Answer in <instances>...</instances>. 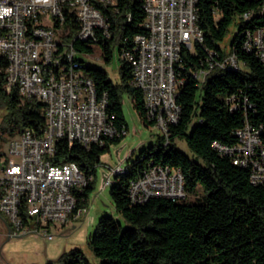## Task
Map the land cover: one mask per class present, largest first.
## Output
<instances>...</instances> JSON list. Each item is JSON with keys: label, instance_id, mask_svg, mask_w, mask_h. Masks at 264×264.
I'll use <instances>...</instances> for the list:
<instances>
[{"label": "trees", "instance_id": "trees-1", "mask_svg": "<svg viewBox=\"0 0 264 264\" xmlns=\"http://www.w3.org/2000/svg\"><path fill=\"white\" fill-rule=\"evenodd\" d=\"M197 7L203 41L195 43L193 50L184 48L183 68L177 67L184 82L177 96L179 119L170 124L167 135L162 133L155 144L116 170L110 193L123 221L104 214L88 238L100 264H264V184L252 182L249 166L234 163L214 145H236L237 131L249 124L260 132L264 146V66L255 53L242 47L247 30L264 27V0H198ZM101 8L111 21L113 34L101 39L99 48L103 59L110 62L118 46L120 81L114 83L104 68L78 58L93 78L97 93H106V110L116 133L102 145L90 147L58 139L52 157L56 163L76 162L86 177V185L77 192L79 206H89L101 155L127 130L123 94H128L145 125H155L146 117L143 91L132 83L133 66L121 56L122 48L133 50L135 35L145 32L143 1L118 0L116 10ZM232 27L236 32L229 49L249 69L214 68L200 83L191 69L205 66L210 50L226 55L221 43ZM76 47L87 53L94 48L86 43ZM6 66L7 60L1 58L0 104L9 110L3 130L11 135L26 128L41 132L46 124L45 103L22 100L16 87L6 92ZM177 138L186 140L194 157L176 146ZM152 165L180 170L187 196L199 188L202 195L191 201L151 196L133 202L131 183ZM61 258L65 264H91L80 248L64 252Z\"/></svg>", "mask_w": 264, "mask_h": 264}, {"label": "built area", "instance_id": "built-area-1", "mask_svg": "<svg viewBox=\"0 0 264 264\" xmlns=\"http://www.w3.org/2000/svg\"><path fill=\"white\" fill-rule=\"evenodd\" d=\"M142 1L145 32L135 35L133 50L123 47L121 56L133 66L132 83L143 91L146 117L167 135L170 124L180 116L177 96L184 82L177 67L183 68L184 48L193 50L195 43L203 41L197 24L198 0ZM117 2L0 0V59L7 60L5 90L16 87L22 100L43 101L46 118L41 132L26 128L14 135L9 144L11 155L0 162V213L9 220L14 236L35 232L51 239L53 225L75 219L70 218V211H77V218L88 212L89 206L78 204L77 192L87 183L79 165L56 163L52 157L58 139L90 147L102 145L116 133L106 110L107 95H99L93 78L83 72L78 53L84 51L76 45L86 43L100 50L99 41L113 34L101 7L116 10ZM53 39L64 40V54L54 53ZM242 47L255 53L264 66V27L247 30ZM242 65L231 49L223 56L210 50L205 66L190 72L199 74L203 83L214 68L240 69ZM236 135V145H214L234 163L249 166L252 182L264 184L260 132L246 124ZM115 174L116 168L105 184L111 185ZM129 194L133 202L151 196L187 197L182 172L159 165L150 166L133 181Z\"/></svg>", "mask_w": 264, "mask_h": 264}, {"label": "rangeland", "instance_id": "rangeland-1", "mask_svg": "<svg viewBox=\"0 0 264 264\" xmlns=\"http://www.w3.org/2000/svg\"><path fill=\"white\" fill-rule=\"evenodd\" d=\"M235 32L236 27H232L230 33L222 41L221 45L224 51L229 50ZM100 55L102 53L97 47H94L91 53H78V57L83 58L88 65L104 68L114 83L119 82L120 57L118 46L113 49L112 61L107 62ZM248 69L247 65H242V70ZM123 110L127 130L119 142L112 143L110 149L101 155L100 162L96 165L94 187L89 192L88 212L65 225L59 223L53 225L51 232L54 236L51 239L41 233L22 236L12 235L10 237L7 234H1L0 264H65L61 256L64 252L68 253L75 248L82 249L91 264H100V259L88 244L89 236L94 232L99 218L104 214L113 215L123 221L122 216L115 208L110 193V185L105 184V178L112 173L113 169H118V166L124 168L129 161L137 157L142 149L155 144L162 134V130L158 126H147L142 122L126 93L123 94ZM8 113V108L0 104L1 163L11 155L9 144L14 136L2 128L7 120ZM175 143L180 150L190 157H194V153L188 147L186 140L177 138ZM201 195L202 189L199 188L195 195H188L186 199L195 200Z\"/></svg>", "mask_w": 264, "mask_h": 264}, {"label": "bare ground", "instance_id": "bare-ground-1", "mask_svg": "<svg viewBox=\"0 0 264 264\" xmlns=\"http://www.w3.org/2000/svg\"><path fill=\"white\" fill-rule=\"evenodd\" d=\"M52 47H54V53L57 54H64L65 53V42L63 39H53L52 40ZM227 67H232V68H237V66H227ZM224 68V67H223ZM200 78L199 74H195ZM181 78V76H180ZM155 126H158V123H155ZM237 133H240V130L237 131ZM104 143V141H103ZM123 168H118L116 170L120 171ZM175 172H181L180 170H175ZM70 218H77V211H70Z\"/></svg>", "mask_w": 264, "mask_h": 264}, {"label": "crops", "instance_id": "crops-1", "mask_svg": "<svg viewBox=\"0 0 264 264\" xmlns=\"http://www.w3.org/2000/svg\"><path fill=\"white\" fill-rule=\"evenodd\" d=\"M77 218L73 219L76 220ZM12 231V226L9 222V220L7 219V217L5 215H3L2 213H0V235L1 234H7L9 237L12 236L11 234ZM32 234H36L35 232H31ZM28 233V234H31ZM18 236H22V235H18Z\"/></svg>", "mask_w": 264, "mask_h": 264}, {"label": "clouds", "instance_id": "clouds-1", "mask_svg": "<svg viewBox=\"0 0 264 264\" xmlns=\"http://www.w3.org/2000/svg\"><path fill=\"white\" fill-rule=\"evenodd\" d=\"M11 10L10 9H8V10H5V12L7 13V12H10Z\"/></svg>", "mask_w": 264, "mask_h": 264}]
</instances>
